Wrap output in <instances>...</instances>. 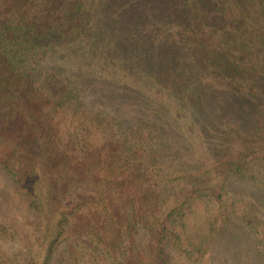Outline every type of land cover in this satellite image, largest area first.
<instances>
[{"label":"trees","instance_id":"1","mask_svg":"<svg viewBox=\"0 0 264 264\" xmlns=\"http://www.w3.org/2000/svg\"><path fill=\"white\" fill-rule=\"evenodd\" d=\"M69 104L83 115L65 137ZM251 108L264 117V0H0V177L59 217L43 259L19 264L82 237L114 264H177L176 216L203 198L242 200L214 225L236 217L263 245Z\"/></svg>","mask_w":264,"mask_h":264},{"label":"rangeland","instance_id":"2","mask_svg":"<svg viewBox=\"0 0 264 264\" xmlns=\"http://www.w3.org/2000/svg\"><path fill=\"white\" fill-rule=\"evenodd\" d=\"M76 107L75 104H69L59 115L58 120L65 137L82 120L83 110ZM245 110L247 112L242 115L244 118L252 117L253 122L248 121L252 131L263 135L262 114L253 112L252 108ZM239 120L241 121V117ZM228 121L231 126L240 123L233 118ZM101 138L102 132L92 128L94 142L99 143ZM237 151L238 147L233 149V152ZM233 152L232 157L235 156ZM252 172L256 175L259 186L264 187V161L253 166ZM7 190L10 189L0 177V264L23 263L35 255L37 256L34 259L41 261L47 246H42V232L50 230L54 233L59 217L56 214L49 217L43 214L38 217L27 207L25 199H17ZM161 199L163 206L158 211V216L163 217L175 206L177 200L167 191ZM244 207L242 200L234 202L230 199L222 207L212 198H203L194 201L183 215L176 216L177 222L173 227L179 240L177 245L172 244V251L177 264H264V244H261L258 234L242 226L236 217L227 230H222V225H214L217 219L224 216L222 213L233 210L237 217L246 214ZM146 255L151 261L150 252L146 251ZM113 259L114 254L103 244L82 237L72 243L65 240L50 264H114Z\"/></svg>","mask_w":264,"mask_h":264}]
</instances>
